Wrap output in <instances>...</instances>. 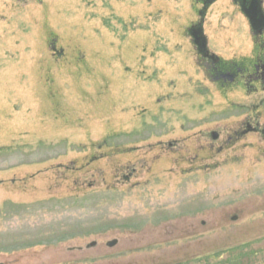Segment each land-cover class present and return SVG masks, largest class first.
Wrapping results in <instances>:
<instances>
[{"label":"rangeland","instance_id":"obj_1","mask_svg":"<svg viewBox=\"0 0 264 264\" xmlns=\"http://www.w3.org/2000/svg\"><path fill=\"white\" fill-rule=\"evenodd\" d=\"M204 6L0 0V264H264V82ZM204 33L264 61L232 0Z\"/></svg>","mask_w":264,"mask_h":264},{"label":"flooded vegetation","instance_id":"obj_2","mask_svg":"<svg viewBox=\"0 0 264 264\" xmlns=\"http://www.w3.org/2000/svg\"><path fill=\"white\" fill-rule=\"evenodd\" d=\"M201 1L202 3L206 2V0H201ZM232 1L236 5H239L238 3L239 0H232ZM256 1H260L262 3V8L264 10V0H247V3L248 5H250ZM252 33L255 36V39L258 40L261 39L262 36L264 35V31L262 33L260 32L258 33L255 32L253 29H252ZM200 57L202 61H204L203 65L206 67L213 81L216 82L217 84L221 83L222 86H224L223 84L235 83L240 77H246L247 74H248L247 76L248 84L258 80L259 74H261L260 77L262 79V82H264V61L262 59L258 61L260 65L258 63L255 64L256 71L255 74L252 75V73H248L249 71L245 69L244 65L229 66V64L224 63L219 58L209 59V57L207 56H200ZM258 71L260 72L258 73ZM251 132L258 133L264 137V126L262 125L259 117L252 120L251 119L246 120V122L242 124L238 129L236 135L239 133L241 134V136H244L247 133H251ZM214 140H218V135L217 138Z\"/></svg>","mask_w":264,"mask_h":264},{"label":"water","instance_id":"obj_3","mask_svg":"<svg viewBox=\"0 0 264 264\" xmlns=\"http://www.w3.org/2000/svg\"><path fill=\"white\" fill-rule=\"evenodd\" d=\"M215 1L216 0H207L205 2L203 10L200 12L201 20L199 24L193 26L189 30V34L193 38V43L196 46L198 53L209 58H212V56L209 55L207 47L208 41L204 33V22L208 9ZM238 3L242 13L248 19L251 28L255 32L262 33L264 31V10L262 8V3L260 1H256L248 5L247 0H239ZM213 135L214 139H216L217 135ZM115 245V241L108 244L109 247H114Z\"/></svg>","mask_w":264,"mask_h":264}]
</instances>
